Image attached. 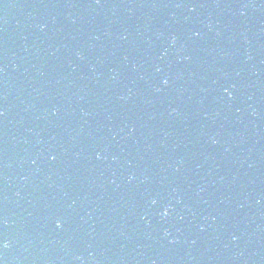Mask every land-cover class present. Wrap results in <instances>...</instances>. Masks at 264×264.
<instances>
[{
	"label": "clouds",
	"instance_id": "obj_1",
	"mask_svg": "<svg viewBox=\"0 0 264 264\" xmlns=\"http://www.w3.org/2000/svg\"><path fill=\"white\" fill-rule=\"evenodd\" d=\"M3 247L4 248H7L8 247V243L7 242H4Z\"/></svg>",
	"mask_w": 264,
	"mask_h": 264
}]
</instances>
